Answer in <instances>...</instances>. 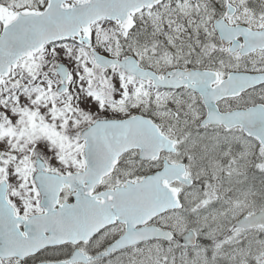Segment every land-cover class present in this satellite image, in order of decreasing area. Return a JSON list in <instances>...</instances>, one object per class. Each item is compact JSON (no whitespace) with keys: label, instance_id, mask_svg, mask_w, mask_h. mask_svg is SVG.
<instances>
[{"label":"snow or ice","instance_id":"6c2138e0","mask_svg":"<svg viewBox=\"0 0 264 264\" xmlns=\"http://www.w3.org/2000/svg\"><path fill=\"white\" fill-rule=\"evenodd\" d=\"M0 264H264V0H0Z\"/></svg>","mask_w":264,"mask_h":264}]
</instances>
